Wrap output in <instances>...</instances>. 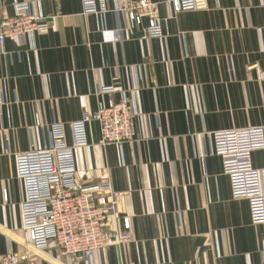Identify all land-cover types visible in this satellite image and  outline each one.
<instances>
[{
    "label": "crops",
    "instance_id": "0c3cea01",
    "mask_svg": "<svg viewBox=\"0 0 264 264\" xmlns=\"http://www.w3.org/2000/svg\"><path fill=\"white\" fill-rule=\"evenodd\" d=\"M28 1L0 0V18ZM105 1L108 13L91 17L81 0H43L36 9L50 27L0 43L8 100L0 106V255L29 264H264V223H252L246 198L232 197L210 136L264 126V0H200L186 12L154 0L166 32L157 38L147 19L135 24L121 10L125 0ZM111 84L119 89L112 96L140 113L134 140L102 144L91 123L89 145L75 152L76 178L110 181L123 212L108 231L128 218L131 241L91 259L62 255L56 243L39 250L22 226L15 155L44 148L58 121L72 144L69 124L94 112ZM252 157L264 167V150Z\"/></svg>",
    "mask_w": 264,
    "mask_h": 264
},
{
    "label": "built area",
    "instance_id": "2783aa9c",
    "mask_svg": "<svg viewBox=\"0 0 264 264\" xmlns=\"http://www.w3.org/2000/svg\"><path fill=\"white\" fill-rule=\"evenodd\" d=\"M43 0L15 3L12 16L0 18V43L13 37L33 38L45 32L51 21L37 12ZM85 16H105L109 8L105 0H81ZM174 12L196 10L200 0H169ZM158 2L125 0L121 10L135 24L148 20L151 38L164 37ZM117 85L102 87V100L97 109L69 124L73 141H66L65 125L55 122L49 128L50 142L44 148H33L15 155L16 174L24 182L25 198L21 203L22 226L29 231L35 248L44 250L56 243L62 255L91 259L94 252L128 244L131 231L128 218H122L123 229L108 231L109 223L122 214L121 194L112 189L109 180L91 186L78 183L75 152L89 145L88 125L98 122L102 144L123 145L134 140L135 120L140 115L133 102L112 96ZM110 98L107 100L106 96ZM8 104L0 92V106ZM213 152L222 159L223 173L230 178L235 199L246 198L254 225L264 223V167L253 164L252 154L264 150V126L215 130L210 133ZM8 200L7 191L4 193ZM264 250V247H263ZM0 264H29L18 254L0 255Z\"/></svg>",
    "mask_w": 264,
    "mask_h": 264
}]
</instances>
